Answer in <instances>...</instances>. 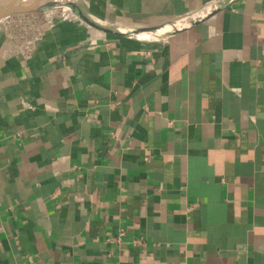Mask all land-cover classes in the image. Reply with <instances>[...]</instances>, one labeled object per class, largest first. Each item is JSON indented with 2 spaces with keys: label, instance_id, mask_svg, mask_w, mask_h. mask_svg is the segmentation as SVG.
Segmentation results:
<instances>
[{
  "label": "crops",
  "instance_id": "obj_1",
  "mask_svg": "<svg viewBox=\"0 0 264 264\" xmlns=\"http://www.w3.org/2000/svg\"><path fill=\"white\" fill-rule=\"evenodd\" d=\"M79 11L0 17V264H264V0Z\"/></svg>",
  "mask_w": 264,
  "mask_h": 264
},
{
  "label": "bare ground",
  "instance_id": "obj_2",
  "mask_svg": "<svg viewBox=\"0 0 264 264\" xmlns=\"http://www.w3.org/2000/svg\"><path fill=\"white\" fill-rule=\"evenodd\" d=\"M61 1V2H59ZM78 0H0V4L2 5L3 11H0V17H6L2 16L4 12H9L11 9L15 8L18 10H29L30 8H37L41 9V7L50 8L54 4L55 5H60L63 9H76V6L78 5ZM47 3V4H46ZM51 3V4H48ZM54 3V4H52ZM215 3V2H214ZM43 4V5H42ZM210 4V3H209ZM211 9V8H210ZM77 10V9H76ZM203 10V9H202ZM207 11V10H206ZM202 12V11H200ZM198 12V13H200ZM197 13V15H198ZM207 13V12H206ZM193 14V13H191ZM92 16V15H91ZM185 16V15H184ZM192 16V15H191ZM202 16V15H201ZM93 17V16H92ZM194 18V17H193ZM94 19V18H93ZM191 19V17H190ZM104 20V19H103ZM95 22L100 23L98 20L94 19ZM187 21V20H186ZM103 23V22H102ZM185 21L182 22H177L174 25L176 27H181ZM107 24V23H104ZM112 24V23H111ZM187 24V23H185ZM112 26V25H111ZM117 29V28H116ZM173 30V26L166 24L164 26H161L158 29L155 30H148V31H137L133 33L132 35H135L136 37H146V38H153V39H158V38H163L167 34H169ZM175 30V29H174ZM168 36V35H167Z\"/></svg>",
  "mask_w": 264,
  "mask_h": 264
},
{
  "label": "rangeland",
  "instance_id": "obj_3",
  "mask_svg": "<svg viewBox=\"0 0 264 264\" xmlns=\"http://www.w3.org/2000/svg\"><path fill=\"white\" fill-rule=\"evenodd\" d=\"M77 3H78V5L76 6L77 10L63 9L62 7H60V5H55L54 3H52L54 5L46 9L30 8L29 10H17L11 13L9 16H6L4 20L10 21L11 25L17 27H23L25 25H28L27 23H33L35 25L42 22L45 23L50 18L68 16L72 14L77 15L78 14L77 11H79V0Z\"/></svg>",
  "mask_w": 264,
  "mask_h": 264
},
{
  "label": "water",
  "instance_id": "obj_4",
  "mask_svg": "<svg viewBox=\"0 0 264 264\" xmlns=\"http://www.w3.org/2000/svg\"><path fill=\"white\" fill-rule=\"evenodd\" d=\"M18 9H14V10H12V11H9V12H4L3 14H2V16H9L11 13H13V12H15V11H17ZM77 13L83 18V19H85L86 21H88V22H90L84 15H82V13L80 12V11H77Z\"/></svg>",
  "mask_w": 264,
  "mask_h": 264
},
{
  "label": "built area",
  "instance_id": "obj_5",
  "mask_svg": "<svg viewBox=\"0 0 264 264\" xmlns=\"http://www.w3.org/2000/svg\"><path fill=\"white\" fill-rule=\"evenodd\" d=\"M124 234L123 229H119V233L118 235L115 237V240H119V238ZM142 239L138 238L137 240H135V243L141 244Z\"/></svg>",
  "mask_w": 264,
  "mask_h": 264
}]
</instances>
